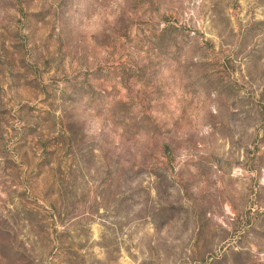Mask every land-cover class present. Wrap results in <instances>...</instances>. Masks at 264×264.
<instances>
[{
	"label": "rangeland",
	"instance_id": "rangeland-1",
	"mask_svg": "<svg viewBox=\"0 0 264 264\" xmlns=\"http://www.w3.org/2000/svg\"><path fill=\"white\" fill-rule=\"evenodd\" d=\"M0 264H264V0H0Z\"/></svg>",
	"mask_w": 264,
	"mask_h": 264
}]
</instances>
